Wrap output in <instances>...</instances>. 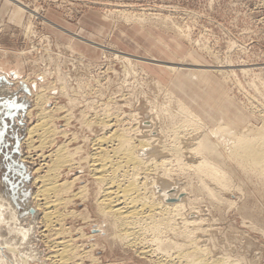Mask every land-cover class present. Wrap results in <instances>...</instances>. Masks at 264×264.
Masks as SVG:
<instances>
[{"label": "rangeland", "instance_id": "rangeland-1", "mask_svg": "<svg viewBox=\"0 0 264 264\" xmlns=\"http://www.w3.org/2000/svg\"><path fill=\"white\" fill-rule=\"evenodd\" d=\"M133 64L138 68L129 66ZM156 80L160 88L166 86L186 100L212 128L264 126V0H0V103L12 97L25 105L24 110H10L18 115L5 118L4 132L0 122V264H64L54 255L53 243L61 240L72 241L75 254L85 256L78 260L75 255L68 264H171L151 235L137 246L109 239L95 202L99 186L90 165L93 140L109 130L97 118L109 114L116 119L114 129L121 126L134 136L165 109L166 94ZM44 91L50 99L47 110L53 109L52 126L61 133L47 147L38 146L40 139L35 138L39 148L30 150L27 127L43 121L36 99ZM168 112L156 117V126L160 122L166 128ZM176 115L175 120L182 118ZM4 117L2 113L0 119ZM136 134L138 142L144 132ZM205 136L223 155L222 163L216 169L209 165L202 180L170 155L176 161L159 172L165 179L156 181L157 187L168 195L177 186L184 191L186 216L197 218L191 233L211 257L264 264V175L230 153L229 138H217L211 131ZM162 139L171 141L166 135ZM60 145L73 161L53 173L58 182H70L71 190L62 196L66 202L58 206L60 215L46 223L33 199L41 183L33 180L47 175L46 163ZM214 173L229 186L222 188L211 179ZM82 186L86 194L80 193ZM212 189L220 196H212ZM48 197L54 200V194ZM10 205L16 224L5 209ZM29 208L35 213L24 214ZM13 226L25 235L11 231ZM180 235L167 229L161 239L165 245H186Z\"/></svg>", "mask_w": 264, "mask_h": 264}, {"label": "bare ground", "instance_id": "bare-ground-1", "mask_svg": "<svg viewBox=\"0 0 264 264\" xmlns=\"http://www.w3.org/2000/svg\"><path fill=\"white\" fill-rule=\"evenodd\" d=\"M164 63L167 65L171 64V62L167 61ZM129 66H136L138 68V64ZM160 66H163L164 68L167 67L166 65L162 64H160ZM147 75L150 76V74ZM156 82L157 86L159 85V89L166 94L167 107L165 106V109L164 107L163 109L166 112H171L170 116L166 115L168 116L167 119L171 120L169 123L167 121V124H165L167 125L165 129L163 126H161L160 122L158 123L160 126H156V120L158 117L162 116L161 113L163 112V109L161 111V108H158L161 113L157 112V114L155 112L157 108L155 107L156 104L154 105V112L157 116L151 117V120L144 122L145 124L143 128L141 129L140 127L141 130H136V132H144L142 135L143 137L136 138V140L139 139L138 142H135L134 139L136 132L133 136V134L129 132L130 130L126 128H120L121 126L114 129L113 127H116L115 124L117 122L113 124L114 120L116 119L109 114L105 115L104 117L100 116V118H97L96 123L101 125L105 130L109 129L103 135L97 136L96 139L93 140L95 146V149L93 150L95 151L91 155L93 161L91 163L93 164H90L92 165L93 179L99 186V191L97 193L98 196L97 198L95 197V202L97 208L99 209V213L101 214L100 217H103V219L106 220L104 222H106L105 224L107 227H103H105V230L108 229V231L106 230L108 235L111 233L109 235V239H111V241L115 240V238H119L121 241L125 240L124 243H127L131 246H137L139 243L141 244L142 241L140 240L142 239L144 242V236H153L155 241H159V245L161 246L160 248L169 255L168 256L165 254L169 258L168 260L166 259V261H170L171 264H235L229 260L230 258L219 259L211 257L206 248L198 245L197 237L193 236L194 234L191 233V225L196 222L197 218L190 220L186 216L187 214L185 213V204L188 199L187 197L181 198V194L184 191L182 192V190H180L181 188L177 189L178 186L177 188L174 186V191L171 190L172 192L170 191L171 193L168 195L167 193L169 192H167L165 188H161L162 190H159L157 186L160 185H158L156 181H160V179L163 177L159 172L162 173L163 169L164 171L167 169L165 166H170L173 161H176V159L170 157V155H175L178 163L182 166V169L184 168L187 170H194L200 179L206 175L204 174V170L207 169L209 165H212V169H216L215 165H217V163H222L221 161L223 155L215 150L214 144L205 136L206 132L208 131H211V134L217 136V138H229L231 140L230 153L237 158L243 159L244 163L249 164L251 170L260 172L262 175H264V126H261L257 129L245 128L242 131H236L228 127L226 128L220 126L212 128L210 127L209 123H207L191 108L186 100L178 97L172 90L167 88L165 89L166 86L160 88V81L156 80ZM0 91L3 92L1 89ZM5 92L8 91L5 90ZM33 94L36 96L35 93ZM48 94L49 93H46L45 91L37 94V105L41 109V118L43 121H38L37 124L27 127L28 137L26 138V141L30 150L37 149L36 147L38 146L43 147L45 145V147H47L46 144L49 142V144H52L51 142L53 141L54 136H57L59 133H61L57 128L53 127L55 124L52 126L51 122H53V116H51L50 111L53 109L49 108L50 111H48V108L46 107L50 100L48 98ZM3 99H8L10 106L17 107L18 105L15 99L12 97H4ZM7 107V105L5 107L0 105V108L5 109ZM48 112L50 113L49 116L46 115ZM164 112L162 114H166ZM10 113L13 115L12 112ZM30 113L31 110H28L27 114L30 115ZM176 114L182 116V118H178L177 120L176 117L175 120ZM138 121H140V119L137 120V122ZM222 121L224 122V120ZM141 122H143V120H141L140 123ZM94 123H92V125H94ZM2 127L4 128V126ZM4 131L5 128L2 132ZM133 131L134 130L132 129V132ZM2 132L0 131V134H2ZM154 132H156V134L152 135ZM136 135L138 136V134ZM165 135L171 138V141L168 143L164 142L162 139V137L165 138ZM35 138L40 139L39 142H41V144L38 146L34 144ZM54 153L55 154L53 156L55 158L49 162L50 164L46 163V165H48V171L45 172L47 175H39L37 178H35V180H33L36 184L37 182L41 183V186L38 187L39 190L33 194V199L38 200L36 207L39 210H42V218H44L46 223L51 222L53 217L60 215H56L57 213H60L58 206H61L62 203L66 202L64 200L65 198L63 199L62 196L64 192L66 193L69 190L71 184L70 182L65 181L62 183L58 182V180L55 179L56 174L53 173V170L58 169L57 166L60 167L66 165L67 163H71V152L68 151L65 145H60L54 150ZM43 157L45 158V156ZM187 161L191 162L189 163ZM73 163H75V160ZM37 169L40 170V168ZM142 174L143 177L141 178L140 175ZM148 178H150V182H148ZM210 178L217 182L222 188H227L229 186L228 183L223 180L224 178L220 175V173H214L213 175L211 174ZM163 179L165 178L163 177ZM203 186H205V188L207 187L205 184ZM85 188L86 186H82L80 190L81 194H86ZM51 193L54 194V197L51 198H54V200H50V197H48ZM210 194L216 198L220 196V194L214 189L210 191ZM175 199L177 200L175 201ZM31 209L29 208V210H26L24 214H26L28 211L31 212ZM12 210L13 213H15L13 207ZM33 211L34 212H31L32 214L35 213L34 209ZM18 218L21 219V221L23 220L21 215L18 216ZM167 229L172 233H181V235L186 237L188 241L187 244L177 245L176 241H172V243H167V245H165V243H163L164 240L161 238H163L162 234H164L165 231L167 232ZM99 230L101 229L99 228ZM108 235L107 238L109 237ZM53 244H55V246H53ZM53 244L52 246L55 247L56 251V253L54 252V255L60 262H65L68 264L74 259V257H76L75 255H78V260L84 259L85 257L82 254H75L74 251L77 249L75 250V246L70 240H61V242H54ZM168 250H172V252L170 253ZM145 252L147 251H144L143 254ZM87 254V257H89L90 252H87ZM90 256H92V254ZM93 259L96 260L98 258L93 257Z\"/></svg>", "mask_w": 264, "mask_h": 264}, {"label": "water", "instance_id": "water-1", "mask_svg": "<svg viewBox=\"0 0 264 264\" xmlns=\"http://www.w3.org/2000/svg\"><path fill=\"white\" fill-rule=\"evenodd\" d=\"M3 79H5L4 77H2ZM23 87L25 88V91L26 92H29V88H28V86L26 85V84H23ZM10 103H9V100L8 99H2V102L0 103V105L1 106H8L7 108H8V110L6 111V113H4V111L3 112H0V116L2 115V113H3V115L5 116L3 119L1 118L0 119V122L3 124V126L6 128V126H7V123H6V120H5V118L6 117H10L12 120L14 119V117L15 116H17L18 115V110L20 109V108H22L23 110L25 109V105H20V104H18V106H17V108H18V110L15 112V114L13 113V115L10 113V110H12V109H14V106H10L9 105ZM10 106V107H9ZM6 108V109H7ZM15 110V109H14ZM3 136V135H2ZM17 145H18V142H17ZM31 212H34L33 211V209H31Z\"/></svg>", "mask_w": 264, "mask_h": 264}, {"label": "flooded vegetation", "instance_id": "flooded-vegetation-1", "mask_svg": "<svg viewBox=\"0 0 264 264\" xmlns=\"http://www.w3.org/2000/svg\"><path fill=\"white\" fill-rule=\"evenodd\" d=\"M5 207V206H4ZM11 206H7V207H5V209L8 211V213L10 214V217H11V221L13 222V223H17V218H16V216H15V213H13V211H11V210H9V209H11L10 208ZM5 211V210H4ZM15 217H14V216ZM3 221V220H2ZM3 222H6V221H3ZM13 227H15V228H17L18 230H15V228H13V230H11V231H13V232H15V233H18V234H23V235H25V232H20V230L22 229V228H20V227H16V226H13ZM10 229H11V227H10ZM29 234V232H26V235H28Z\"/></svg>", "mask_w": 264, "mask_h": 264}, {"label": "crops", "instance_id": "crops-1", "mask_svg": "<svg viewBox=\"0 0 264 264\" xmlns=\"http://www.w3.org/2000/svg\"><path fill=\"white\" fill-rule=\"evenodd\" d=\"M144 60H145V61H148L149 59H144ZM142 61H143V59H142ZM173 66H174V65H173ZM175 68H176V67H175ZM173 70H174V68H173ZM196 97L198 98V96H196ZM198 101H199V100H198ZM199 102L201 103V101H199ZM201 104H202V103H201ZM203 104H204V103H203ZM203 104H202V105H203ZM205 105L207 106V104H205ZM211 112L215 113V111H212V110H211ZM0 212H1V211H0Z\"/></svg>", "mask_w": 264, "mask_h": 264}]
</instances>
